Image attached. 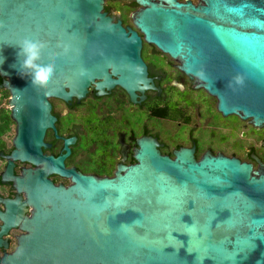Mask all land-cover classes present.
<instances>
[{
    "label": "water",
    "instance_id": "water-1",
    "mask_svg": "<svg viewBox=\"0 0 264 264\" xmlns=\"http://www.w3.org/2000/svg\"><path fill=\"white\" fill-rule=\"evenodd\" d=\"M136 1L147 41L180 58L220 111L264 123V0ZM105 2L0 0V88L16 122L3 179L26 194L6 201L0 234L20 222L27 231L0 264H264V170L251 163L210 151L196 159L190 148L171 158L144 137L136 163L97 177L66 168L67 153H43L51 96H83L101 78L100 87L118 83L135 99L150 80L140 35L112 22ZM29 36L45 41L42 58L55 62L43 86L18 71L17 45ZM14 160L42 167L15 176ZM26 203L34 209L23 218Z\"/></svg>",
    "mask_w": 264,
    "mask_h": 264
},
{
    "label": "flooded vegetation",
    "instance_id": "flooded-vegetation-1",
    "mask_svg": "<svg viewBox=\"0 0 264 264\" xmlns=\"http://www.w3.org/2000/svg\"><path fill=\"white\" fill-rule=\"evenodd\" d=\"M185 2L187 0H178ZM197 5L199 0H190ZM142 6L136 0H106L104 10L112 22L121 21L127 31L135 30L142 39L141 56L146 63L149 82L136 89L135 99L122 85L100 87L101 78L92 81L83 96L49 98L55 116L53 127L46 130L43 147L45 155H65L66 168H75L97 177L113 176L120 164L131 165L139 140L152 137L158 148L171 158L181 148L194 150L196 159L206 152L222 153L251 163L253 169L264 170V123L256 124L240 114H224L218 108V99L205 89L200 80L186 73L178 57L147 41L134 20ZM112 72V68H109ZM118 75L112 73L113 78ZM4 89V88H3ZM69 89V88H67ZM11 116V110H10ZM9 118L0 120V213L7 209L6 201L21 197L14 180H4L3 174L14 148L16 122L11 116L10 139L2 133ZM69 148V151L68 149ZM42 164L14 160V175L25 168L37 169ZM55 184H72L70 176L48 174ZM33 206H23V218L30 217ZM5 223L0 214V231ZM27 231L18 225L0 234V255L13 252L20 236Z\"/></svg>",
    "mask_w": 264,
    "mask_h": 264
},
{
    "label": "clouds",
    "instance_id": "clouds-1",
    "mask_svg": "<svg viewBox=\"0 0 264 264\" xmlns=\"http://www.w3.org/2000/svg\"><path fill=\"white\" fill-rule=\"evenodd\" d=\"M19 51L18 71L20 75L28 76L34 85H45L55 73V62L53 59H43V50L46 42L35 37H25L17 45ZM3 61L0 60V63ZM242 82V81H238Z\"/></svg>",
    "mask_w": 264,
    "mask_h": 264
},
{
    "label": "trees",
    "instance_id": "trees-1",
    "mask_svg": "<svg viewBox=\"0 0 264 264\" xmlns=\"http://www.w3.org/2000/svg\"><path fill=\"white\" fill-rule=\"evenodd\" d=\"M0 81H2V78L0 77ZM10 95V92L8 89L6 88H0V98H5L7 96ZM5 118H9V121L6 122V125L4 127V129H2V133L6 132V130L9 129L10 127V120H11V116H10V109H3V107L0 108V120L5 119Z\"/></svg>",
    "mask_w": 264,
    "mask_h": 264
},
{
    "label": "rangeland",
    "instance_id": "rangeland-1",
    "mask_svg": "<svg viewBox=\"0 0 264 264\" xmlns=\"http://www.w3.org/2000/svg\"><path fill=\"white\" fill-rule=\"evenodd\" d=\"M9 98H10V95L7 96V97H5V98H2L3 103H4L3 109H10V106H9ZM13 132H14V124L11 125L10 131L5 134V137L7 139H10L11 136H12V134H13Z\"/></svg>",
    "mask_w": 264,
    "mask_h": 264
},
{
    "label": "built area",
    "instance_id": "built-area-1",
    "mask_svg": "<svg viewBox=\"0 0 264 264\" xmlns=\"http://www.w3.org/2000/svg\"><path fill=\"white\" fill-rule=\"evenodd\" d=\"M4 103L3 100L0 98V108L3 107Z\"/></svg>",
    "mask_w": 264,
    "mask_h": 264
}]
</instances>
